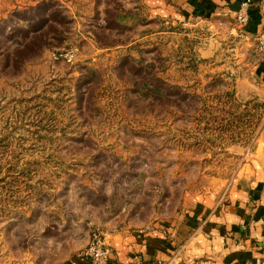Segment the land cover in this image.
I'll return each instance as SVG.
<instances>
[{
	"label": "rangeland",
	"instance_id": "1",
	"mask_svg": "<svg viewBox=\"0 0 264 264\" xmlns=\"http://www.w3.org/2000/svg\"><path fill=\"white\" fill-rule=\"evenodd\" d=\"M198 9L0 0V264H85L95 234L153 231L180 256L264 174V36ZM44 16L54 46L19 49Z\"/></svg>",
	"mask_w": 264,
	"mask_h": 264
},
{
	"label": "crops",
	"instance_id": "2",
	"mask_svg": "<svg viewBox=\"0 0 264 264\" xmlns=\"http://www.w3.org/2000/svg\"><path fill=\"white\" fill-rule=\"evenodd\" d=\"M193 1L198 2V11L207 15L211 11L233 18L242 0ZM247 29L264 36V0H252ZM263 180L261 174L255 182L264 185ZM255 182L251 178L239 180L232 188L231 202L211 216L210 221L215 218L216 222L202 228L201 234L196 233L182 255L173 257L174 248L156 231L145 236L115 235L111 238L113 252L109 264H161L162 261L164 264H264V193L255 204V191L250 201ZM208 228L210 231H205ZM139 253L140 258L135 260ZM85 264L91 263L85 260Z\"/></svg>",
	"mask_w": 264,
	"mask_h": 264
},
{
	"label": "built area",
	"instance_id": "3",
	"mask_svg": "<svg viewBox=\"0 0 264 264\" xmlns=\"http://www.w3.org/2000/svg\"><path fill=\"white\" fill-rule=\"evenodd\" d=\"M250 1L242 0L240 3L236 21L241 27H246L249 23ZM261 49L264 51V42H261ZM81 254L83 260H87L91 264H109L112 256V247L107 243L105 238L95 234Z\"/></svg>",
	"mask_w": 264,
	"mask_h": 264
},
{
	"label": "trees",
	"instance_id": "4",
	"mask_svg": "<svg viewBox=\"0 0 264 264\" xmlns=\"http://www.w3.org/2000/svg\"><path fill=\"white\" fill-rule=\"evenodd\" d=\"M57 6H58V3L56 1H51V2H45L44 1V2H42V3H40V4L36 5V6L29 7V8L25 9L22 12H26L27 10L39 11L41 9H47V10L50 11V13H49V17H50L51 15L56 13ZM20 14L17 11L14 12V16H16L19 19L20 22H23V23L26 22L27 23L28 20L23 18L22 16H20ZM49 17L48 16L42 17L41 26H39V27H37V28H35L33 30H30V32L27 33V35H24V37H23L24 39L22 40L23 42L21 41V42L18 43L19 47H20L19 49H21V48H29L30 47L29 43H35V41H38L39 38H44V37L48 38V39H46L48 41H42L41 45H39V50L40 51H42L44 48H46L48 46H54L53 43L52 44L50 43V40H55V39L50 38L47 35V33L45 32V27H50L51 29H54L53 25H49V22H50ZM27 26L28 25H26V27ZM43 32H45V33H43ZM31 34H37V35H35V36L30 38L29 36ZM35 44H33V45H35ZM23 51L24 50H21V52H23Z\"/></svg>",
	"mask_w": 264,
	"mask_h": 264
}]
</instances>
